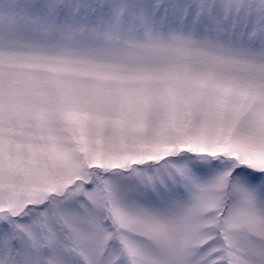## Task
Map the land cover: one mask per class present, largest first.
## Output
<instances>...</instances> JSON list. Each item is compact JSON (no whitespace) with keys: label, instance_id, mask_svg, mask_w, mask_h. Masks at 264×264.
<instances>
[{"label":"snow or ice","instance_id":"obj_1","mask_svg":"<svg viewBox=\"0 0 264 264\" xmlns=\"http://www.w3.org/2000/svg\"><path fill=\"white\" fill-rule=\"evenodd\" d=\"M0 264H264V0H0Z\"/></svg>","mask_w":264,"mask_h":264}]
</instances>
